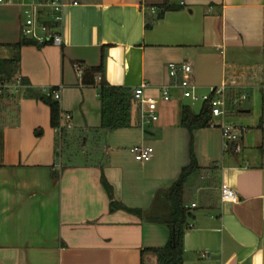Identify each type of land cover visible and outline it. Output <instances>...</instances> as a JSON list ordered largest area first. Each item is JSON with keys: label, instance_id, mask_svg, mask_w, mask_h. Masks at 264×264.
I'll return each mask as SVG.
<instances>
[{"label": "crops", "instance_id": "obj_1", "mask_svg": "<svg viewBox=\"0 0 264 264\" xmlns=\"http://www.w3.org/2000/svg\"><path fill=\"white\" fill-rule=\"evenodd\" d=\"M65 2L62 45H22L17 74L29 88L61 90V120L69 131L94 132L101 124L99 88L81 84L78 63L102 66L99 75L112 86L145 84L142 101L134 99L131 126L105 135L104 164H65L57 161L62 155L50 107L18 95L15 120L0 123V264H155V255L143 250L169 238L158 218L170 206L159 193L193 158L200 170L185 190L193 217L184 264H264V0ZM165 2L179 9L165 11L147 29L152 9ZM21 25V7L0 3V59L15 55L8 45L26 40ZM5 51L9 56L2 57ZM172 63L192 67L197 99L184 97ZM223 83L232 105L226 117L207 128L184 127L187 99L197 101L199 87ZM232 119L242 135L226 148L221 125ZM140 144L154 148L147 162L134 157ZM102 174L114 199L142 216L110 212ZM223 185L238 193V202H222Z\"/></svg>", "mask_w": 264, "mask_h": 264}, {"label": "trees", "instance_id": "obj_2", "mask_svg": "<svg viewBox=\"0 0 264 264\" xmlns=\"http://www.w3.org/2000/svg\"><path fill=\"white\" fill-rule=\"evenodd\" d=\"M160 9L153 13L152 18H147L146 28L150 29L153 24L159 20L165 11L177 10L179 6L170 5L164 3L159 6ZM30 40H22L16 44H10L16 50V53L11 58L0 59V84L14 82L19 74H17V68L19 63V49L24 44H31ZM78 69L80 70V81L84 86H96L99 88V95L101 101V124L94 133L97 135L105 136L109 131L121 127H129L132 125L131 111L133 104L136 103L133 96V89L123 86H112L108 84L103 77L100 79L97 76L103 72L102 66L92 67L84 66L78 63ZM23 84L25 88L18 90H0V105L6 100L7 106L5 110L0 109V123H4L7 118H11L14 121L15 115L18 113V109L15 108L18 95L23 92V97L39 99L46 103L50 107V121L51 126L58 131L60 145L58 152L62 155L63 152L70 151V146L73 144L81 145L82 138L83 144H86V138L83 136L77 137L79 130L75 129L69 131L65 124H62V110L60 102L57 101L51 94L44 93L42 90L29 88L27 81L23 78ZM14 106L13 110L8 111V104ZM182 125L190 131L198 128L211 127L212 123L211 107L208 102H204L199 113H195L189 105H184L182 108ZM36 134L40 135L42 129H36ZM85 132V131H84ZM76 133V134H75ZM81 132L79 133V135ZM82 144V145H83ZM96 150V149H95ZM94 150V151H95ZM93 155V154H92ZM64 161L67 163H80L79 158L74 153H67ZM86 157V155H85ZM70 161H69V159ZM89 160L97 159L96 161L104 164L97 157L88 156ZM58 160L61 162V158L58 155ZM57 160V161H58ZM85 160V162H88ZM59 163V162H58ZM200 170L195 158L185 167L182 168L179 178L167 189L160 192V196H163L170 206V214L165 217L158 218L162 220L169 229V238L167 243L161 247L147 248L143 251H150L155 255V264H184V234L185 231L190 229V219L193 217L192 211L186 206L185 202V190L187 187L188 179L197 171ZM101 183L108 194L110 199V212L122 210L129 213H134L142 216V211L139 209H132L125 206L122 202L114 199V193L112 185L108 182L106 177L102 174ZM157 219V218H155Z\"/></svg>", "mask_w": 264, "mask_h": 264}, {"label": "built area", "instance_id": "obj_3", "mask_svg": "<svg viewBox=\"0 0 264 264\" xmlns=\"http://www.w3.org/2000/svg\"><path fill=\"white\" fill-rule=\"evenodd\" d=\"M0 3H16L21 7L22 18V35L25 39L43 46L56 45L60 46L63 43L62 32L65 21V0H0ZM76 4V2L74 3ZM183 4V2H181ZM155 13V9H152ZM264 33V22L262 26ZM169 70L172 76L179 79V87L183 90V95L186 98L197 99L194 93L195 86L191 82L192 67L189 64H169ZM100 79V75L97 76ZM23 78L19 75L12 83L0 84V90H18L25 88ZM145 87L142 84L139 88L133 90L135 99L142 101L141 89ZM229 85L223 83L219 86H214L209 89V92L201 97L203 102H208L211 107L212 123L214 124L215 117H226L227 102L226 94ZM47 94H51L57 101L60 102L61 90L54 89ZM164 99L170 98V87L165 86L162 89ZM152 120H157V116L152 113ZM62 121V120H61ZM62 124H64L62 122ZM223 130L224 145L229 147L231 142L236 141L242 135V130L235 123L224 122L221 125ZM134 157L140 162L149 161L154 153V148L149 145L140 144L133 149ZM222 202L236 203L239 201L238 193L232 188L223 185L221 187Z\"/></svg>", "mask_w": 264, "mask_h": 264}, {"label": "rangeland", "instance_id": "obj_4", "mask_svg": "<svg viewBox=\"0 0 264 264\" xmlns=\"http://www.w3.org/2000/svg\"><path fill=\"white\" fill-rule=\"evenodd\" d=\"M1 56L2 57H7V56H9V53L5 51L4 54H1ZM197 90L196 91H197L198 94L201 93V94H199L200 98L197 101H192L191 99H187V102L190 103L191 109L195 113H199V111L202 108V105H203V102H202L203 100L201 99V97L203 95L202 93L207 94L209 92L208 88L199 87ZM6 106H7V102H6V100H4V102L0 105V109H2V111H4ZM238 106H237V108H238ZM228 107L232 108V105H230V102L227 103V109H228ZM234 109H235V113L237 114L236 111L238 109H236V108H234ZM216 119H221V118H216ZM6 121L7 120H5L4 122H6ZM233 121H235V120L234 119L228 120L227 123L229 124V123H232ZM76 133H78L76 135L77 137H81L82 138L84 136L86 138V144L85 145L83 144V138H82L81 145L79 146V145L73 144L72 146H70V151H68L67 153L76 154L77 158H79V160H80L79 161L80 163H84L85 160L88 161V159H83V158H87L88 156H91V157L95 156V157H97L98 159H100L103 162H105L108 159V151L105 148V145H106V137L105 136L100 135V137H99V135H97L94 132H82L79 135L80 130L78 132H76ZM67 153H65V152L62 153V157H61V161L62 162L66 161L65 160V158H66L65 155ZM85 155H86V157H85ZM58 162L60 163V160H58Z\"/></svg>", "mask_w": 264, "mask_h": 264}, {"label": "water", "instance_id": "obj_5", "mask_svg": "<svg viewBox=\"0 0 264 264\" xmlns=\"http://www.w3.org/2000/svg\"><path fill=\"white\" fill-rule=\"evenodd\" d=\"M147 133H149L148 131H146Z\"/></svg>", "mask_w": 264, "mask_h": 264}]
</instances>
